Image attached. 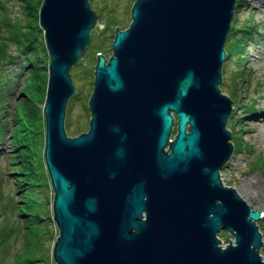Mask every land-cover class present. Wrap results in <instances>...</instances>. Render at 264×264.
Segmentation results:
<instances>
[{
  "label": "water",
  "instance_id": "1",
  "mask_svg": "<svg viewBox=\"0 0 264 264\" xmlns=\"http://www.w3.org/2000/svg\"><path fill=\"white\" fill-rule=\"evenodd\" d=\"M234 8L235 0H135L111 57L97 54L88 130L67 137L69 72L85 65L104 22L88 0H43L55 264H264L261 212L220 179L233 153L234 113L221 91ZM220 230L233 237L224 247Z\"/></svg>",
  "mask_w": 264,
  "mask_h": 264
},
{
  "label": "rangeland",
  "instance_id": "2",
  "mask_svg": "<svg viewBox=\"0 0 264 264\" xmlns=\"http://www.w3.org/2000/svg\"><path fill=\"white\" fill-rule=\"evenodd\" d=\"M38 1L41 0H0V264H18L21 260L17 257L21 253L19 250L25 247L27 241L25 217L18 209L23 207L20 204L22 190L18 193V187L21 185L24 189L25 185H17L16 179H22L23 176L18 174L16 168L24 171L27 169L22 165L20 168L16 159L19 149L15 150L12 142L19 130V111L30 115L29 119L33 122L38 114L40 121L43 113V104L27 103L22 94L27 91V82L33 79L30 91L38 99L37 82L44 78L43 72L48 80L50 60H46L49 55L44 32L39 27L38 13L42 4ZM248 1L235 0L237 7L232 26L247 33L238 32L235 37H229L226 50L227 67L223 73L224 90L221 93L231 100L235 111L227 125L233 153L220 171V179L224 186L233 188L248 206L261 212L262 220L256 222V225H260L258 231L263 242L260 255L264 260V0H252V6ZM134 2L92 0L89 5L95 14L101 16H105L107 10L113 11L117 25L127 28L131 22L130 11ZM105 34L110 36V32ZM93 36L82 58L85 65L81 62L69 72L75 93L66 107L68 123L64 124V129L67 137H75L79 126V131L87 132L88 127H84L88 126L90 120L88 100L93 89L95 57L102 53L108 60L112 55L110 37L102 40V36ZM27 46H30V50ZM37 73L36 80L28 77ZM40 128L39 138H44L41 142L45 147V123ZM42 148L40 155L43 153ZM48 179L45 193L40 191L39 197L47 199V207L52 214L54 192ZM48 230L51 234L45 237L40 260L31 264H55L50 238L56 236L57 239L58 229L52 215ZM217 237L223 246L233 241V237L225 230H220Z\"/></svg>",
  "mask_w": 264,
  "mask_h": 264
},
{
  "label": "trees",
  "instance_id": "3",
  "mask_svg": "<svg viewBox=\"0 0 264 264\" xmlns=\"http://www.w3.org/2000/svg\"><path fill=\"white\" fill-rule=\"evenodd\" d=\"M92 1V0H89ZM88 1V2H89ZM43 0L38 1V3L42 4ZM98 16V24H102V21L104 22L103 28L100 30L98 27H95L94 29V36H102L100 37L102 40L109 38L110 44H112L114 34L117 30H124L126 28H120L115 20L113 11L107 10L105 16H101L100 14H95ZM110 32V36L106 35L105 33ZM112 32V35H111ZM247 33V31H241L238 28H235L231 26L229 36L235 37L236 33ZM93 36V37H94ZM93 39V38H92ZM236 41L238 42L239 39L236 38ZM91 42V40H90ZM90 44V43H89ZM235 44V43H234ZM244 44L241 46L243 47ZM233 46H231L232 48ZM27 49L30 50V46H27ZM26 49V50H27ZM229 52V51H228ZM96 53H99L96 51ZM227 53V51H226ZM230 53H232V50H230ZM102 54V53H100ZM48 55V54H47ZM228 56V55H227ZM9 57V56H8ZM83 58V57H82ZM97 55L95 57V64H96ZM46 60H49V58H46ZM39 69V68H38ZM44 78L40 79L38 83V89L36 93H38V99L36 96L34 97L31 94V86H32V80L27 82V91L22 92L24 94V97L27 101V103H32V105L36 104V102L44 104L45 100V92H46V85H47V75L43 72L42 73ZM33 77L35 80L38 77V73L36 75L28 76ZM31 94V95H29ZM35 98V99H34ZM247 106V105H246ZM244 106V107H246ZM235 109H233L232 114L230 115V118L233 117ZM248 111V110H247ZM37 113V111H36ZM250 114H253V112H248ZM28 114H22L21 111L18 112V122H19V129L16 131V139L12 142V146L15 148V150L19 149L18 157H16L17 162L20 163V168L25 167L27 170H16L18 171V174L21 173L23 176L22 179L17 178L16 182H18L17 185L22 183V185H25V188H21V185H19L18 193L22 190V195L20 196V204L23 205V207H18L21 215L25 217L24 223V230L26 233L27 241L26 245L21 251V253L18 254L17 257L21 258V260L18 262V264H31L33 261H39L40 260V252H43L44 249V242L45 237H47L51 232L48 230L49 223L51 222V213H49L48 210V204L47 199L44 197L41 199L39 197L40 191L45 193V187H47V179L48 174L47 170L44 165L43 160V154H44V145L42 144L44 138H39V135L41 134V126L44 124L43 120V113L42 118L39 121V114L36 117V121L33 122L29 119ZM67 116V113H66ZM41 125H40V123ZM68 123V119L66 117L65 119V125ZM80 127V126H79ZM79 127H77L78 131L76 130V136L84 133L83 131H79ZM88 126L84 127V129H87ZM24 132V134L21 133ZM74 133H72L73 135ZM74 136V135H73ZM45 137V134H44ZM42 141V142H41ZM43 147V153L42 155L39 154L40 147ZM42 156V157H41ZM14 157V158H15ZM22 165V167H21ZM36 165V166H35ZM36 167V168H35ZM35 168V169H33ZM24 169V168H23ZM37 170L38 172H35ZM42 177V179H41ZM49 180V179H48ZM54 195H52V202L53 204ZM260 227V225H258ZM52 240V252L53 247L56 243V236H51L50 238Z\"/></svg>",
  "mask_w": 264,
  "mask_h": 264
},
{
  "label": "bare ground",
  "instance_id": "4",
  "mask_svg": "<svg viewBox=\"0 0 264 264\" xmlns=\"http://www.w3.org/2000/svg\"><path fill=\"white\" fill-rule=\"evenodd\" d=\"M248 2H249V3H250V5L252 6L254 1H252V0H249Z\"/></svg>",
  "mask_w": 264,
  "mask_h": 264
},
{
  "label": "built area",
  "instance_id": "5",
  "mask_svg": "<svg viewBox=\"0 0 264 264\" xmlns=\"http://www.w3.org/2000/svg\"><path fill=\"white\" fill-rule=\"evenodd\" d=\"M222 247H224V246L222 245Z\"/></svg>",
  "mask_w": 264,
  "mask_h": 264
}]
</instances>
